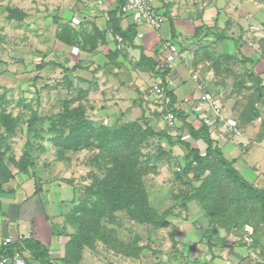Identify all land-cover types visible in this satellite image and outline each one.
<instances>
[{"label":"rangeland","instance_id":"374dc122","mask_svg":"<svg viewBox=\"0 0 264 264\" xmlns=\"http://www.w3.org/2000/svg\"><path fill=\"white\" fill-rule=\"evenodd\" d=\"M167 1L170 4L169 12L172 6H176L183 15L198 19L203 8L214 0ZM56 3L57 0H0V95L5 98V102L0 101V111L6 109L18 120L13 134L8 133L0 122V153L4 154L6 162H3L12 169V172L3 170L0 173V189L16 187L25 193L26 187L33 185L36 191L43 186L60 189L65 196L64 208L54 227L57 234L69 236L80 229L81 218L78 219V214L85 208L84 202L91 204L96 200V196L89 194V188L95 178L105 176L107 164L95 138H91L83 147L71 148L55 141V138H60L58 130L64 133L61 138L69 136L73 124L69 115L80 105L84 107L86 116L97 125L116 127L120 124L113 126L109 120L94 118L92 110L95 106L91 102L90 92H94L91 86L95 83L98 89L99 77L96 70L78 71L75 69L77 62L64 60L68 54L65 42L59 38L56 24L47 20L57 11L48 4ZM220 3L224 4L222 10L226 9L224 13L229 21H237L233 17L245 11L252 13V20L244 22L246 29L242 27L235 35H230L227 27L218 31L225 32L227 37L224 39H219L214 30L203 34L192 43L195 49L190 50L192 54L196 49L202 50L201 46L205 49L201 52L199 64H195L193 54V70L189 71L191 74L197 73L205 82L209 81V89L218 95L223 93V106L237 115L238 118H230L237 123L243 136L251 129L252 132H259L258 136L262 138L264 104H257L259 115L253 122L245 123L241 116L256 95L254 86L247 78V71L253 70L264 77V54L260 48V40L264 38V0H221ZM18 9L23 10L25 15ZM231 37L232 40L227 39ZM78 41L75 36V44ZM245 55L252 62L244 61ZM154 104L158 105L159 111L157 108L150 110L152 126L158 132L166 131L175 143L169 142L164 135L148 137L140 144L141 168L150 170L143 176L148 199L150 205L165 218L167 225L161 227L139 223L125 209L102 215L100 226L116 229L118 239L125 245L114 250L104 242L103 236L111 240L108 234L101 233L93 226H85V245L81 247L79 264H113L112 259L119 260L126 255L135 259L141 257L145 250L153 252L159 247L164 249L171 240L176 242L175 232L171 229L174 222L186 218V202L190 201L188 198L194 188L192 180H195L192 171H184L187 149L178 139H192L184 120L179 118L177 125H168L163 119L162 104ZM63 117L67 118V126L59 125L57 130H51L52 122ZM30 121L33 122L30 124ZM248 123L251 125L245 130ZM253 147L261 151L257 144ZM25 153L28 157L21 165L25 169L19 170L9 162L10 158L21 160ZM21 178L29 179V185L27 181L20 187L18 179ZM181 186L185 188L181 190Z\"/></svg>","mask_w":264,"mask_h":264},{"label":"crops","instance_id":"0c3cea01","mask_svg":"<svg viewBox=\"0 0 264 264\" xmlns=\"http://www.w3.org/2000/svg\"><path fill=\"white\" fill-rule=\"evenodd\" d=\"M150 1L165 14L167 20L164 25L156 29L150 24L137 22L131 15L119 10L121 28L136 32L133 39L123 38L122 42L112 31L110 12L122 5L124 0H57L56 4H48L57 11L47 20L55 23L59 32L64 26H70L79 39L77 44L65 42L68 54L64 60L77 62L75 69L78 71L96 70L98 74V89L95 83L91 86L94 92H90L95 106L92 110L94 118L109 120L113 126L136 121L143 116L152 126L150 110L157 108L159 111L158 105L154 104L158 101L152 88L156 82L172 92L177 101L197 98L202 88L201 81L192 79V72L189 71L193 70L194 53L191 54L190 49L195 48L192 43L209 30H214L217 35L218 31L227 27V32L235 35L253 17L251 12L245 11L233 17L238 22L229 21L224 13L226 9L222 10L224 4L220 3L221 0L212 1L211 5L203 8L204 11L201 9L203 13L200 11L202 14L198 19L183 15L176 6H172L169 12L167 0ZM198 27H202L200 37L195 35ZM227 39L232 40V37ZM167 41H175L183 49V55L177 58L171 74L176 83L174 87H169L167 82L170 72L166 68V51L163 50ZM153 65L154 70L151 69ZM163 77L168 86L163 84ZM184 113L188 123L196 128L202 125L200 115L192 107ZM224 114L238 118L230 109H224ZM250 125L248 123L244 129ZM251 128L254 129V126ZM258 133L250 129L248 134L245 132L244 136L240 134L231 140L228 138L219 142L213 134L212 138L233 166L250 183L264 190V137H259ZM184 140L200 148L202 154L207 148L203 139ZM255 144L261 151L253 147ZM18 180L19 186L27 181L29 185L27 178ZM192 181L193 187L200 184V181ZM180 188L182 190L185 186ZM22 192L16 187L0 189V250L5 239L12 237L14 246H22L20 248L25 253L27 264H40L31 249L20 242L32 238L49 250L53 260L61 259L65 256L69 236L57 234L54 224L63 214V192L57 187L53 190L44 186L36 191L34 185L26 187V193ZM186 203V218L174 222L170 228L175 232V243L171 240L173 244L170 242L164 249L145 250L141 257L135 259L130 255L121 256L119 260L112 259L113 264H264V221L257 223L252 220L240 229L217 225L211 236L206 237L205 231L213 227L209 216L195 199Z\"/></svg>","mask_w":264,"mask_h":264},{"label":"trees","instance_id":"16d2710c","mask_svg":"<svg viewBox=\"0 0 264 264\" xmlns=\"http://www.w3.org/2000/svg\"><path fill=\"white\" fill-rule=\"evenodd\" d=\"M122 5L110 12L111 28L117 35L131 40L135 37L136 32L133 29L125 31L120 26L118 12L121 10ZM18 11L22 14L24 13L21 9H18ZM201 31L202 27L196 29V37H200ZM66 33L68 35H65ZM58 35L66 43H75L76 34L72 32L70 26H64L58 32ZM217 37L224 39L227 36H225V32H218ZM200 48L202 50L205 49L204 46ZM260 48H262L264 54V38L260 40ZM202 50H195V64H199ZM243 60L252 62V59L246 56H243ZM151 69L154 70L155 65ZM246 75L249 78V82L254 86L256 95L250 101V104L246 106L247 108L243 116H241L242 121L245 123L258 117L259 110L257 104H264L263 77L256 74L253 70L247 71ZM163 84L167 85L164 77ZM168 93L172 95L175 101L174 94L172 92ZM0 99L1 103L5 102L4 95L1 94ZM176 112L177 116L184 120L185 125L189 129L190 137L193 140L203 139L207 144L206 152L202 154L200 148L193 147L191 142L181 137L178 139L187 149V164L184 171L186 173L192 171L195 180L201 179L200 184L193 188L188 199L198 200L210 218V223L213 227L205 231L206 237L211 236V233L216 230L217 225L226 227L227 229H240L252 220L257 221V223L264 221V190L250 183L233 166V162L229 161L221 148L215 144V140L212 138L211 132L205 124L196 128L186 121L183 110L179 109ZM69 116L73 120L69 136L61 138L64 133L62 130H58L61 133L59 135L60 138H55V141L66 144V146L68 145L71 148H76L83 147L91 138H95V141H99L98 146L107 164L106 174L102 178H95L93 180V184L89 188V194L96 196V200L91 204L87 201L84 202L85 208H82L80 215L78 214V219L80 220L81 218L80 229L77 233L69 235L64 257L59 260H53L50 257L49 250L41 242L32 238L23 240L24 245L31 249L40 264H79L81 247L85 245V226L87 228L93 226L95 229H100L101 233L108 234L111 240L103 236L104 242L114 250H119L118 247L125 244L118 239L116 229H108L102 225L100 226L99 223L102 215L113 214L116 210H127L130 217L139 223H150L161 227L167 225L165 218L158 213L156 208L150 205L143 181L144 174L150 170L141 168L142 151L140 144L153 135L160 137L163 135L167 136L169 142L175 143L173 138L167 135L166 131H156L146 120L145 116L142 119L123 123L116 127L104 126L102 124L97 125L86 116L84 107L81 105L79 108L74 109ZM0 122L6 127L8 133L13 134L18 120L17 118H13L12 114L7 112L6 109H3L0 111ZM32 122L30 121L29 123L31 124ZM65 122H67L66 117L61 118L59 121H53L51 130H57L59 125L65 127V124L67 126ZM3 156L4 154L0 153V173H3V170L8 173L12 172L8 164L4 163L6 161H4ZM27 157L28 154L25 153L21 160L17 161L15 158H10L9 162L14 167L19 168V170H23L25 168L21 167V165L24 160H27ZM0 179H2L1 175ZM95 211L99 212L95 215ZM20 247L22 246H14L13 243H9L3 246L1 252L13 253L16 249H21ZM74 253H76V256Z\"/></svg>","mask_w":264,"mask_h":264},{"label":"built area","instance_id":"2783aa9c","mask_svg":"<svg viewBox=\"0 0 264 264\" xmlns=\"http://www.w3.org/2000/svg\"><path fill=\"white\" fill-rule=\"evenodd\" d=\"M122 12L126 15H131L137 22L150 24L156 29L161 28L166 21L165 15L157 11L150 0H124ZM117 38L120 42L123 40L120 36H117ZM163 50L166 51V68L170 72L168 84L169 87H174L176 83L171 74L175 70L177 58L181 57L183 52L180 45L175 41L165 42ZM193 78L198 80L199 75L194 74ZM202 87L204 91L200 94L199 98L173 102L172 97L167 94L162 85L156 83L153 92L156 95L157 101L162 104L164 121L170 126H175L178 122L175 109L188 110V108L192 107V110L201 116L210 129H215L218 121H222V133L219 134L220 137L223 138L225 134L237 132L233 122L223 119L221 115V104L215 92L207 89V84L202 85ZM220 95H223V93L221 92ZM208 111L211 112L210 115L207 114ZM12 242L13 238L8 237L5 239L4 244L7 245ZM0 264H25L23 252L17 250L13 253H2L0 251Z\"/></svg>","mask_w":264,"mask_h":264},{"label":"clouds","instance_id":"9594fccd","mask_svg":"<svg viewBox=\"0 0 264 264\" xmlns=\"http://www.w3.org/2000/svg\"><path fill=\"white\" fill-rule=\"evenodd\" d=\"M154 6V5H153ZM156 9V8H155ZM157 10V9H156ZM121 11H122V7H121ZM158 11V10H157ZM164 14V13H163ZM165 15V14H164ZM166 17V16H165ZM166 20H167V18H166ZM117 36H120V35H117ZM121 37V36H120ZM122 39H123V37H122ZM123 41V40H122ZM121 41V42H122ZM120 42V41H119ZM181 47V46H180ZM182 49V48H181ZM182 52H183V49H182ZM168 70V69H167ZM169 71V70H168ZM194 74H197V73H194ZM194 74H192V79H194L193 78V75ZM201 79V80H200ZM166 80V79H165ZM195 80V79H194ZM196 81H198V82H200L201 81V88H202V92L204 91V88L202 87V85H205V84H209L210 82L209 81H207V82H205L202 78H200L199 77V79L198 80H196ZM202 81H204L203 83H202ZM168 82V81H167ZM156 83H158V82H156ZM155 83V84H156ZM169 83V82H168ZM154 84V85H155ZM161 85H162V83H160ZM154 85H153V88H154ZM169 85V84H168ZM168 85H166V86H168ZM162 87L164 88V86L162 85ZM210 88V84L208 85V88L207 89H209ZM165 90H166V92H167V94H169L168 92H169V90H167V88H164ZM212 90V89H211ZM213 92H215V94H216V96H218V98H219V102H220V104H221V115H222V117H223V119L224 120H229V121H231V122H233V124H234V126H235V128L237 129V132H233L232 134H225V137H220L219 136V134L220 133H222V130H221V128H222V121H218V124H217V126H216V128L215 129H210L209 128V126L207 125V124H205V122H204V120L201 118V120H202V124H205L208 128H209V130H210V132H211V136H212V134L213 135H215V138H216V140H220V141H222V140H228V138L229 139H231L233 136L235 137V136H237V135H240V134H242V131L238 128V126H237V123H235L234 122V120L233 119H231L230 117H227V116H225V114H224V106H223V102H222V97H223V95H218L217 93H216V91H214V90H212ZM171 97H172V95L171 94H169ZM200 96V95H199ZM199 96L197 97V98H199ZM172 99H173V97H172ZM188 99V98H187ZM190 99H193V98H190ZM185 100V99H184ZM184 100H181V101H184ZM173 102H177V100H175L174 101V99H173ZM177 110H179V109H177ZM176 109H175V113H176V116H177V111ZM181 110H183V111H185V109H181ZM209 112V111H208ZM208 115H210L211 114V112H209V113H207ZM201 117V116H200ZM177 119H179V117L177 116ZM178 122H179V120H178ZM177 122V123H178ZM177 125V124H176ZM219 141V142H220ZM216 142V141H215ZM218 145V144H217ZM205 152H206V150L203 152V154H205ZM14 241V240H13ZM13 243V242H12ZM21 243H23L22 241H21ZM5 245V244H4ZM3 245V246H4ZM3 246H2V248H1V250L0 251H2V249H3ZM6 246V245H5ZM17 250H19V251H22L23 252V256H24V259H25V264H27V260H26V256H25V253H24V251L22 250V248L21 249H16L15 251H17Z\"/></svg>","mask_w":264,"mask_h":264}]
</instances>
